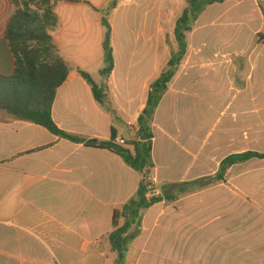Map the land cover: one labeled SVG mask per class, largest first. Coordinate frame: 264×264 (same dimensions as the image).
I'll return each instance as SVG.
<instances>
[{
    "label": "crops",
    "instance_id": "crops-1",
    "mask_svg": "<svg viewBox=\"0 0 264 264\" xmlns=\"http://www.w3.org/2000/svg\"><path fill=\"white\" fill-rule=\"evenodd\" d=\"M112 1L64 0L56 5L59 27L53 37L72 71L57 91L52 118L71 135L109 142L114 133L118 143L136 140L151 86L178 50L176 21L188 4L185 0H119L108 12ZM260 2L228 0L210 5L187 34V54L152 124L155 168L151 178L161 197L174 200L164 199L142 212L139 233L128 244L124 264L132 258L133 264H200L201 257H211V245L202 236L211 235V212L201 201L207 186L192 183L215 176L219 170L211 175V161L216 155H223L220 169L231 155L264 152L248 149L264 136V105L255 98L249 99L254 103L250 104L242 96L250 88L249 76L239 86L227 75L228 84L215 82L223 76L217 68L230 67L235 53L251 57L259 46L264 47V41L255 40L264 30ZM216 9L218 32L225 38L221 50L213 49L211 41ZM15 12L12 0H0V71L5 75L15 69L6 40L7 24ZM105 19L112 28L115 60L107 78L101 75ZM253 20L259 25L250 28L247 40L244 37L247 46H232L227 34L238 38L242 24ZM80 71L104 86L110 109L96 101ZM218 87L240 94V101L224 105L223 126L215 117L208 137L201 141L200 102L207 97L203 112L209 121L216 112ZM249 112L254 113L252 122H248ZM218 129L222 135H212ZM253 161L264 160L249 162ZM141 180V173L111 150L60 138L42 126L0 112V208L12 209L15 215L0 221V264H102L104 260L116 264L110 242L113 214L136 197ZM183 258H191V263Z\"/></svg>",
    "mask_w": 264,
    "mask_h": 264
},
{
    "label": "trees",
    "instance_id": "trees-1",
    "mask_svg": "<svg viewBox=\"0 0 264 264\" xmlns=\"http://www.w3.org/2000/svg\"><path fill=\"white\" fill-rule=\"evenodd\" d=\"M62 1L64 0H12L16 12L7 24L6 40L14 57L15 69L11 75H5L0 71V112L17 120L42 126L60 138L111 150L141 173L142 180L136 197L122 209L115 210L113 214L114 230L110 235V242L113 251L117 254L116 264H124L128 244L139 233L142 212L164 199L168 202L174 200L168 196L147 199L151 173L155 168L152 158L154 140L152 124L155 113L176 75L178 66L187 54L186 36L193 31L194 23L205 8L228 0H185L188 7L176 21L175 28L178 50L173 52L167 69L151 86L146 107L138 119L136 140H123V143L116 142L114 133L109 142L79 138L61 130L52 118L57 91L67 81L72 71L53 37V33L59 27V17L55 7ZM117 5L118 1L113 0L108 12L114 10ZM103 25L106 28L105 66L101 75L107 78L115 68V60L111 41L112 28L106 19ZM259 38L264 39V35L259 34ZM80 74L91 86L96 101L110 109L104 86L96 84L90 74L84 71H80ZM251 160H264V152L248 151L231 155L221 162L215 176L197 180L192 184L203 188L213 183L224 182L228 169ZM123 220L124 223L121 224Z\"/></svg>",
    "mask_w": 264,
    "mask_h": 264
},
{
    "label": "rangeland",
    "instance_id": "rangeland-1",
    "mask_svg": "<svg viewBox=\"0 0 264 264\" xmlns=\"http://www.w3.org/2000/svg\"><path fill=\"white\" fill-rule=\"evenodd\" d=\"M117 1L119 3V0ZM260 3L264 11V0H261ZM218 10L216 9L213 12L212 17L214 21L212 30L214 36L211 41L213 43L212 48L215 50L223 49L221 43L225 39L218 32ZM117 22H119V19H117ZM256 25H259L256 20L252 22L248 21L246 26L245 22L242 24V32L239 34V37H243V41H241V38L233 36L232 33L227 34L228 39L232 38V46L240 47L238 45H241V43L242 45L246 44L244 39L250 32V28ZM260 34L264 35V30ZM255 40L264 41L263 38H258L257 36ZM225 49L228 48L225 47ZM256 51V55H252L251 57L247 53H235L232 57L230 67H223L224 72L221 71V68H217V73L222 72L223 76H217L215 82L217 86L228 84V79L225 78V75H227L231 78L233 77L236 82L238 81L237 85L239 86L241 84L240 82H244L249 76L250 88L246 94L242 95L243 98H248L250 104L254 103L249 99L255 98L260 104L264 105V47L259 46ZM226 68L227 74L225 73ZM203 98V101L200 102L199 137L201 141L208 137L215 117L216 122H220L223 126L226 115L222 113L224 111V105L230 100L233 104L239 103L240 94L228 92V89H219L218 87L216 90V112L214 116L211 114L208 119L209 121L205 119L206 113L203 112L206 111L205 102L207 97L203 96ZM253 114L251 112L248 113V122L253 121L251 119L254 116ZM194 120H196L195 117ZM221 133V130L218 129L214 130L212 135L217 137ZM252 148L264 151V136L257 140L256 145H248V149ZM222 158V154L216 155L215 160L211 161V175H214L219 170V163ZM205 190L207 191L201 196V201L208 207L207 211L211 212V235L210 237L202 236L205 242L211 245V257H201L199 263L264 264V220L262 221L263 223H258L259 219H264V161H253L237 166L232 171H228L224 182L213 183L207 186ZM2 195L3 193L0 191V197ZM10 217L15 218L14 210L0 208V221H4ZM194 258L197 260V257ZM190 259L183 258L182 260L191 263ZM134 260L135 258L126 259L125 264H133L131 261ZM102 264H107V261L104 260Z\"/></svg>",
    "mask_w": 264,
    "mask_h": 264
},
{
    "label": "built area",
    "instance_id": "built-area-1",
    "mask_svg": "<svg viewBox=\"0 0 264 264\" xmlns=\"http://www.w3.org/2000/svg\"><path fill=\"white\" fill-rule=\"evenodd\" d=\"M119 142L123 143L124 141L120 140ZM159 196H161V194L157 188L156 182L152 178H150V186L149 191L147 193V199H153Z\"/></svg>",
    "mask_w": 264,
    "mask_h": 264
}]
</instances>
